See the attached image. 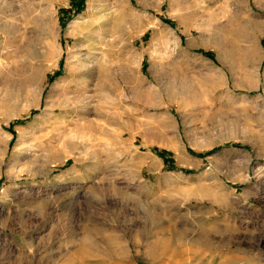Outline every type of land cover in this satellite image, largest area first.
Returning <instances> with one entry per match:
<instances>
[{
	"label": "rangeland",
	"instance_id": "1",
	"mask_svg": "<svg viewBox=\"0 0 264 264\" xmlns=\"http://www.w3.org/2000/svg\"><path fill=\"white\" fill-rule=\"evenodd\" d=\"M0 264H264V0H0Z\"/></svg>",
	"mask_w": 264,
	"mask_h": 264
},
{
	"label": "bare ground",
	"instance_id": "2",
	"mask_svg": "<svg viewBox=\"0 0 264 264\" xmlns=\"http://www.w3.org/2000/svg\"><path fill=\"white\" fill-rule=\"evenodd\" d=\"M119 11V10H118ZM125 12H126V10H125ZM122 14V13H121ZM122 15H125V14H122ZM131 16V13L130 14H128V16ZM125 18V17H124ZM129 18V17H128ZM125 20V19H124ZM98 28L100 29V27L98 26ZM89 32L90 31H88V34H89ZM90 34H91V32H90ZM78 62L79 63H77L76 64V68L74 69V70H69V72H71V74H74L75 75V77H82L83 75H84V73H86V72H84V63H82L80 60H78ZM93 68V67H92ZM88 70V69H87ZM92 70V69H91ZM72 71H74V72H72ZM75 86V85H74ZM76 87V86H75ZM75 87H73V88H75ZM72 88V87H71ZM72 88V89H73ZM81 88V87H80ZM80 88H78V89H80ZM66 94V95H65ZM64 95V97L61 99V101L58 103V104H51L50 105V107H51V109H52V112L51 113H57L58 111H62V112H64V113H69V114H71V113H75V114H79L78 113V108H77V105L79 104V103H81V99L79 98V97H73L74 95H72L73 93H71V91L70 90H68V92H66ZM49 107V106H48ZM207 236V235H206ZM201 238V237H200ZM209 239L210 238H208V237H206V238H204V240L200 243L201 245H203L204 246V244L205 243H207V242H209ZM197 245L199 244V243H196ZM120 246H118V248H119ZM113 247L111 246V250H108V251H104V252H106V253H98L97 254V257L96 258H104L105 256H107V258L108 257H110V256H112V254H113V256L114 255H118V248H116V246L112 249ZM150 248H152V247H150ZM123 251V250H122ZM126 251V250H125ZM120 254V253H119ZM122 254H123V252H122ZM90 256H92V255H90ZM93 257V256H92ZM115 257V256H114Z\"/></svg>",
	"mask_w": 264,
	"mask_h": 264
}]
</instances>
